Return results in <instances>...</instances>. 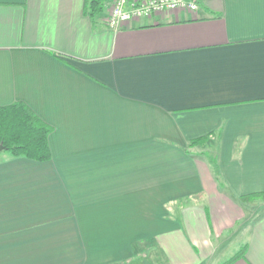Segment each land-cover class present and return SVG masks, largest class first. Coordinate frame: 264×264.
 Returning a JSON list of instances; mask_svg holds the SVG:
<instances>
[{
    "label": "crops",
    "instance_id": "crops-1",
    "mask_svg": "<svg viewBox=\"0 0 264 264\" xmlns=\"http://www.w3.org/2000/svg\"><path fill=\"white\" fill-rule=\"evenodd\" d=\"M111 2L0 0V106L53 127L0 153V264H264V0Z\"/></svg>",
    "mask_w": 264,
    "mask_h": 264
},
{
    "label": "trees",
    "instance_id": "trees-1",
    "mask_svg": "<svg viewBox=\"0 0 264 264\" xmlns=\"http://www.w3.org/2000/svg\"><path fill=\"white\" fill-rule=\"evenodd\" d=\"M106 0H87L86 9L92 16L102 14ZM53 127L43 121L25 102L18 101L0 106V143L4 152L13 157H24L35 161H48L52 158L49 136ZM204 138L191 141L189 146L200 144ZM213 162L216 160L212 157ZM243 202L264 201V193L242 196Z\"/></svg>",
    "mask_w": 264,
    "mask_h": 264
},
{
    "label": "built area",
    "instance_id": "built-area-1",
    "mask_svg": "<svg viewBox=\"0 0 264 264\" xmlns=\"http://www.w3.org/2000/svg\"><path fill=\"white\" fill-rule=\"evenodd\" d=\"M106 23L119 29L135 19H143L166 11L199 9L197 0H112Z\"/></svg>",
    "mask_w": 264,
    "mask_h": 264
},
{
    "label": "water",
    "instance_id": "water-1",
    "mask_svg": "<svg viewBox=\"0 0 264 264\" xmlns=\"http://www.w3.org/2000/svg\"><path fill=\"white\" fill-rule=\"evenodd\" d=\"M6 149V147L3 145V143H0V153L3 152Z\"/></svg>",
    "mask_w": 264,
    "mask_h": 264
},
{
    "label": "rangeland",
    "instance_id": "rangeland-1",
    "mask_svg": "<svg viewBox=\"0 0 264 264\" xmlns=\"http://www.w3.org/2000/svg\"><path fill=\"white\" fill-rule=\"evenodd\" d=\"M3 153H6V152L3 151ZM211 155L214 157V154L213 153H211ZM258 202H264V201H258ZM245 203H253V202H245Z\"/></svg>",
    "mask_w": 264,
    "mask_h": 264
}]
</instances>
